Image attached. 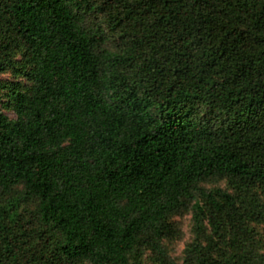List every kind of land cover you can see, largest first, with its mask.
<instances>
[{
    "label": "trees",
    "instance_id": "1",
    "mask_svg": "<svg viewBox=\"0 0 264 264\" xmlns=\"http://www.w3.org/2000/svg\"><path fill=\"white\" fill-rule=\"evenodd\" d=\"M12 70L0 264H264V0H0Z\"/></svg>",
    "mask_w": 264,
    "mask_h": 264
},
{
    "label": "rangeland",
    "instance_id": "2",
    "mask_svg": "<svg viewBox=\"0 0 264 264\" xmlns=\"http://www.w3.org/2000/svg\"><path fill=\"white\" fill-rule=\"evenodd\" d=\"M21 55H18L17 62H21ZM17 69H21V63L17 66ZM22 71V70H21ZM19 83L22 85V88L30 87V81L25 77L24 73H15L13 70L0 73V85L10 86L12 84ZM0 94L2 96V107L4 113L11 120H16L17 115L14 110L8 106V91H1ZM205 186L209 189L212 188H223L229 191L232 189L229 188L228 183L224 179H220L217 181L206 183ZM254 198L259 202V204L264 208V185L258 186L252 191ZM26 207L34 208L35 204H28ZM168 222L171 227L176 231V235L171 239H164L163 244L171 259H173L178 264H184V259L186 255L187 246L194 240V224H193V216L192 211L189 212H181L171 215L168 218ZM252 227L256 233V239L258 244L264 251V222L262 223H253ZM139 261L141 264H158L153 259V254L149 250H144V252L140 255Z\"/></svg>",
    "mask_w": 264,
    "mask_h": 264
}]
</instances>
